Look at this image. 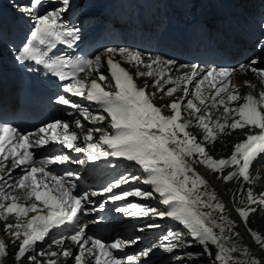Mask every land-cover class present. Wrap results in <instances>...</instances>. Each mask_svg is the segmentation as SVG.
<instances>
[{"label":"snow or ice","instance_id":"1","mask_svg":"<svg viewBox=\"0 0 264 264\" xmlns=\"http://www.w3.org/2000/svg\"><path fill=\"white\" fill-rule=\"evenodd\" d=\"M47 3L57 6L45 9L41 14L38 10L45 8ZM69 6L70 0H30L28 5L21 6L19 10L32 19L33 27L25 44L17 50L16 59L20 64H28V71L35 70L30 66L32 63L41 65L49 74L66 82L62 85L66 95H59L55 102L69 109V116L78 115L90 125H104L107 121L113 132H108L105 127L86 128L80 119H74L72 123L82 133L80 143L81 133L70 131L69 123L63 121L47 124L37 133L30 134H21L11 125L0 124V220L15 216V222L4 224L3 230L11 241L18 242L14 254L16 261L20 264L25 260L33 264H57L52 257L62 256L74 264H89L87 257H91L94 264H147L157 247L173 251L182 244L192 247L194 242L202 246L201 255L206 254L219 264H264V259L251 255L247 247L240 248L234 241L228 243L233 236L240 235L235 232V222L223 215L224 204L216 201L214 192L207 191L208 182L193 167L199 163L213 172L234 167V171L223 175L225 182L237 177L245 184L253 182L250 168L258 158H264V91H260L258 98L251 93L241 96L240 86L232 77L237 71H251L264 84V68L255 67L259 61L251 58L239 69H205L196 64L176 66L175 61L160 56L148 57L149 62H145L139 51L127 48H107L92 59H65L56 56L54 50L57 46L72 48L81 38L79 29H71L64 22L63 16ZM260 27L264 29V23ZM257 48L264 49V40L258 41ZM117 56L131 64L135 73L121 66ZM105 62L110 77L101 72ZM174 66L177 70L186 68L188 71L174 77L171 75ZM134 76L148 77L151 83L140 87ZM244 84L256 87L248 80ZM149 87L154 91H147ZM177 92L182 95L156 105L157 99L173 97ZM72 97L92 102L98 111L93 113ZM182 105L194 115L205 142H214L217 133L229 135L237 129L242 130L245 139L234 145L229 158L213 159L204 143L197 142V137L188 131L192 120L182 116ZM164 108L172 114L164 115ZM220 108L223 109L221 117L214 119L212 110ZM94 133H100L99 138H95ZM57 146L69 150V154L58 153ZM36 149L44 150L42 158L36 155ZM71 152L83 153L86 159H73ZM109 157L138 165L146 175L143 178L122 175L100 190L78 191V185L72 182L79 179L75 173L66 171L57 175L50 167L67 163L83 165L87 161L107 160ZM16 169H20L21 174L13 177ZM137 180L151 186L152 191L139 188L119 193L114 191L122 184ZM18 191L19 195L14 194ZM153 193L158 194L160 203L166 206L165 211L131 202L117 207L116 211L125 216L171 218L187 229L192 242L184 239L183 233L169 231L159 245L152 244L138 254L120 257L114 252H123L125 248L138 244V236L106 243L87 235L88 225L79 223V216L91 211L89 206L95 203L93 197L110 194L107 198L115 202L129 197L149 199ZM246 197L247 207L236 211L247 226L250 216L258 210L254 205L264 209V192L257 196L248 188ZM201 208L211 211H202ZM214 212L220 214L218 218ZM29 213L35 215L29 217ZM217 219L222 222L218 223ZM68 224L73 225L74 232L52 241L61 251L37 252V244L45 242L53 229ZM148 227L157 228L159 225L150 224ZM247 231L264 251V236L250 227ZM66 240L78 246V253L64 247ZM7 255L8 244L0 239V264ZM37 255L49 259L37 261ZM185 255L195 258L197 254Z\"/></svg>","mask_w":264,"mask_h":264},{"label":"bare ground","instance_id":"2","mask_svg":"<svg viewBox=\"0 0 264 264\" xmlns=\"http://www.w3.org/2000/svg\"><path fill=\"white\" fill-rule=\"evenodd\" d=\"M29 3L30 0H0V57L5 60L13 59V57L16 56L20 44L22 43L23 39L27 37V35L31 31L30 29H32L33 27L32 19L19 10L21 6L28 5ZM55 6H52L47 3L45 5V8L39 9L38 11H40L42 14L45 9H51ZM198 7L199 5H195V8ZM6 17H13V22L9 23ZM245 80H248L251 82V84L255 85V89L248 85H245ZM233 81L234 83L240 86L239 91L242 95L246 93H253L258 95L260 91L264 90V84H261L260 78L254 75L251 71L237 73L234 76ZM81 104L87 106V101L81 100ZM212 113L214 119L221 117L222 114V112L220 113V111L217 109H213ZM74 119H80L81 123L84 124L86 128L97 127V125L88 124V122L85 121L82 117H75ZM76 131L81 132V130L78 128H76ZM191 133L197 137V142L204 143L209 156L216 160L229 158L232 152L234 151V145L245 139L243 132L240 129H237L235 132H232L229 135L217 133V138L212 143H207L204 141V133L199 127L194 128ZM95 136H97L96 133H94V137ZM198 158L199 157H197V159ZM138 167L139 166L137 165V167L135 168ZM193 167L208 182L207 191L214 192L216 196V201L224 204L225 211L223 215L229 220L235 222V232H238L240 235L233 236V240L229 241L228 243L231 244L234 241L236 245L240 248L247 247L251 255L256 256L257 258L264 259V251L261 250L259 245L253 242L250 234L247 231V228L250 227L254 232H258L262 236H264V213L262 214L263 209H260L258 206L257 212L250 216V221L247 226L241 221L238 212L236 211L237 208L247 207L246 189L251 188L254 195L257 196H259L261 192H264V160L257 159L253 162L252 167L250 168V173L253 177V182L251 184L243 183L242 178L238 177L233 178L229 182H225L223 180V175L230 171H234V167L225 168L223 172H213L205 165L199 163L193 165ZM135 168H133L132 170H134ZM138 185L142 184L139 183ZM128 186L129 185L125 186V191L130 190ZM102 187H104V185L98 186L87 183L84 187V190H100L102 189ZM136 188H138V186H136ZM114 191L117 193L120 192L118 189H114ZM201 194L203 195V192ZM103 197L104 196H98L93 198L102 201ZM127 200H129V202L131 203L143 204L148 208H155L159 211H162L166 207L165 205L160 203V198L156 193H153V197L149 199L129 197ZM216 201H213V203H215ZM241 201L244 202L241 203ZM256 206L257 205H254V207ZM201 210L211 211L210 209L203 208H201ZM213 215L218 218L220 214L214 212ZM148 217L150 216H131V219L139 220L138 223L133 226L140 227L141 229L148 230L152 233H149V235H147V239L154 240V244L159 245L162 242V238L167 235L169 231L177 232L175 228H169V226L167 227L164 224L154 223L153 221L148 219ZM10 218L11 217H8V219ZM217 222L221 223L222 221H219V219H217ZM150 224L159 225V227L150 228L148 227V225ZM178 227L182 231L181 233L184 234V239H186L188 242H192L191 237L187 234V229H185L184 226L181 224ZM216 231H218V229H216ZM5 237L6 239L8 238V241H10V237L8 234H6ZM174 251H177V254L169 258V256ZM213 251H215V249H213ZM202 252V246L194 242H192V247H188L187 244H182L180 247L174 249L173 251H165L163 250V248L157 247L153 250V253L150 255L149 260L156 259L157 264H208L207 259H205L208 255H201ZM186 253H195L197 255L195 258H193L186 256ZM29 255L34 254L30 253ZM177 257H180L181 259H177ZM209 258L211 260L213 259L212 257ZM36 259L37 261H45V259L42 260L39 257H36ZM214 263L219 264V262L217 261H215ZM2 264H20V262L16 261V259L12 256L4 257L2 260ZM23 264H33V262L25 260L23 261ZM57 264H60V262H57Z\"/></svg>","mask_w":264,"mask_h":264},{"label":"rangeland","instance_id":"3","mask_svg":"<svg viewBox=\"0 0 264 264\" xmlns=\"http://www.w3.org/2000/svg\"><path fill=\"white\" fill-rule=\"evenodd\" d=\"M205 259H207V258H205ZM207 263L208 264H214V262L212 260H210V259H207Z\"/></svg>","mask_w":264,"mask_h":264}]
</instances>
